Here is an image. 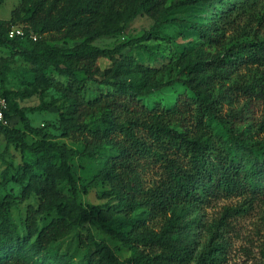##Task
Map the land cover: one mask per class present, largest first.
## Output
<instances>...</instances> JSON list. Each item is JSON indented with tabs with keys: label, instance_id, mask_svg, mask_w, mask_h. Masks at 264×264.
Segmentation results:
<instances>
[{
	"label": "trees",
	"instance_id": "trees-1",
	"mask_svg": "<svg viewBox=\"0 0 264 264\" xmlns=\"http://www.w3.org/2000/svg\"><path fill=\"white\" fill-rule=\"evenodd\" d=\"M219 2L21 0L10 18L0 17V42L27 52L41 82H47L48 71L54 70L70 78L74 92L85 89L88 79L105 92L94 102L99 115L93 119H87L84 103L77 98L71 108L61 110L57 125L34 126L27 111L36 108L22 106L23 93L5 87L3 76L11 58L1 57L0 95L8 101L11 121L18 116L23 122V128L4 129L6 149L16 144L23 153L34 155L39 167L25 183L18 179L23 183L18 194L8 180L0 179V264H39L28 257V244L38 255L49 254L54 241L85 228L94 217L123 243L135 242L151 250L138 249L122 258L88 230L85 264L220 263L216 234L198 250L186 235L187 221L181 211L232 194L264 195V135L260 136L264 117L260 123L252 122L249 114L252 100L264 99V34L245 30L240 33L246 35L243 39L228 36L242 27V17L251 12L256 0L227 2L213 19L194 29L199 46L177 45V64L182 69L166 82L158 79L162 68H147L127 54L136 39L113 47L94 43L99 37L124 33L128 22L141 12L154 20L155 31L182 6L211 7ZM16 25L24 33L11 37L9 32ZM68 38L82 40L70 47L50 41ZM101 58L110 59L112 66L102 68ZM133 64L136 72H145L143 79H128ZM169 85L180 87L173 103L148 100ZM50 126L80 145L57 142L48 131ZM30 134L39 138L30 142ZM76 156L101 159V170L91 184L109 185L100 191L107 198L105 203L84 205L79 200L70 165ZM154 168L158 171L148 186L145 176ZM61 180L70 185L69 192L58 186ZM33 194L43 200L37 208L30 204L22 219L29 234L36 235L31 240L21 234L13 209ZM52 212L56 215L39 227L38 214ZM146 213L150 219L155 214L165 219L160 231L146 222ZM113 221L129 226L125 235L110 225Z\"/></svg>",
	"mask_w": 264,
	"mask_h": 264
},
{
	"label": "rangeland",
	"instance_id": "rangeland-1",
	"mask_svg": "<svg viewBox=\"0 0 264 264\" xmlns=\"http://www.w3.org/2000/svg\"><path fill=\"white\" fill-rule=\"evenodd\" d=\"M21 0H5L0 4V17L10 18L12 10L18 6ZM240 0H221L214 6L208 7L204 4L194 6H182L176 9L167 21L159 29L152 31L154 20L147 14L141 12L128 22L127 28L122 34L114 36L99 37L94 43L102 47H113L115 45L128 42L132 39L137 41L127 52L130 57L145 64V67L162 68L158 72V79L163 82L176 77L182 69L178 65L177 57L179 53L178 44H186L191 47H198L200 42L198 34L194 30L199 25L207 23L216 16L227 2H237ZM250 13L244 14L241 19V28L228 33L229 37L243 39L241 32H259L264 34V0H256V4L251 8ZM172 19H179L172 20ZM260 19H262L260 22ZM149 33L147 36L144 34ZM82 39H56L50 40L61 47H70L80 42ZM208 50H216L207 46ZM128 50V49H127ZM1 57H10L9 69L3 76L4 85L7 89L16 90L23 93L20 100L22 106L34 107L35 110H28L27 115L34 126L57 125L60 119L61 110L69 109L74 105L76 99L84 103L85 113L88 120L99 115L96 99L105 94L102 86L91 80H87V87L80 92H74L70 87V78L57 73L54 70L48 71L47 82H41L36 72V65L25 51H17L0 42ZM157 57L155 60H153ZM99 63L102 68L112 66V61L108 58H101ZM246 71V70H243ZM145 72L135 71L134 64L130 66L128 79L137 80L145 77ZM2 77L0 76V85ZM106 91V88L104 89ZM180 92V87L169 85L166 88L153 92L148 96L151 102L166 100L173 101ZM243 102V98L241 99ZM40 107V108H38ZM251 111L252 122L260 123L264 117V99L252 100ZM12 125L23 128V122L16 116L12 119ZM249 129V126L246 127ZM264 129V128H263ZM53 133L54 139L59 143H65L71 147H78L79 141L68 136H64L61 130L52 126L48 129ZM264 135L261 130L260 136ZM39 136L30 134V142ZM6 139L2 135L0 139V153L4 157L0 158V179L8 180L10 188L18 194L28 178L38 169L36 157L28 152L23 153L21 148L12 144L6 149ZM71 171L78 182L79 200L87 205L89 203L102 204L107 198L100 196V191L108 184L98 183L92 185V179L100 172L102 167L101 159L73 157L70 161ZM158 168L152 169L145 176V183L152 185ZM18 179L23 180L19 183ZM58 186L65 192H69L70 185L61 180ZM43 198L41 195L33 194L31 197L13 209L14 219L20 225L21 234L30 236L33 240L36 235L29 234L24 227L22 219L26 216L28 206L34 205L36 208ZM145 213V209H140ZM184 219L187 221L188 239L201 249L205 240L211 237L214 232L220 241L219 264H264V195L251 197L246 194H232L220 198H214L202 205H190L182 209ZM56 212L51 214H38L39 227L48 222ZM146 222L156 231H160L165 223V219L160 215H154L151 219L146 213ZM144 216V217H145ZM110 225L122 232L124 235L129 226L125 222L113 221ZM90 230L98 241L108 243L115 251L125 258L138 249L150 251L146 245H138L135 242L123 243V240L116 234L107 231L97 218H91L85 228H78L63 238L53 242V250L49 254H36L31 244L26 249L28 257L39 264H85L88 248L87 231ZM193 263V262H191ZM190 263V264H191ZM185 264V263H184ZM188 264V263H187Z\"/></svg>",
	"mask_w": 264,
	"mask_h": 264
},
{
	"label": "built area",
	"instance_id": "built-area-1",
	"mask_svg": "<svg viewBox=\"0 0 264 264\" xmlns=\"http://www.w3.org/2000/svg\"><path fill=\"white\" fill-rule=\"evenodd\" d=\"M24 30L23 27L20 25L13 26L9 32V35L11 37L19 34H23ZM35 39L37 36H33ZM8 110V101L5 96L0 95V139L3 135V131L6 127L12 125L11 119L7 115Z\"/></svg>",
	"mask_w": 264,
	"mask_h": 264
}]
</instances>
